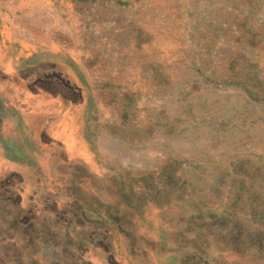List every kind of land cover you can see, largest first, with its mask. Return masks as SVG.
I'll list each match as a JSON object with an SVG mask.
<instances>
[{
	"label": "rangeland",
	"instance_id": "1",
	"mask_svg": "<svg viewBox=\"0 0 264 264\" xmlns=\"http://www.w3.org/2000/svg\"><path fill=\"white\" fill-rule=\"evenodd\" d=\"M0 264H264V0H0Z\"/></svg>",
	"mask_w": 264,
	"mask_h": 264
},
{
	"label": "bare ground",
	"instance_id": "2",
	"mask_svg": "<svg viewBox=\"0 0 264 264\" xmlns=\"http://www.w3.org/2000/svg\"><path fill=\"white\" fill-rule=\"evenodd\" d=\"M61 26V25H60ZM82 52V51H81ZM83 142V141H82Z\"/></svg>",
	"mask_w": 264,
	"mask_h": 264
}]
</instances>
